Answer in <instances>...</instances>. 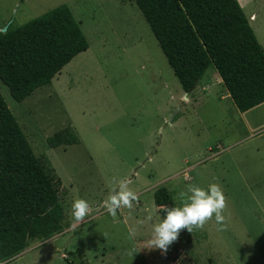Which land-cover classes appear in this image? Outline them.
Here are the masks:
<instances>
[{"label":"rangeland","instance_id":"1","mask_svg":"<svg viewBox=\"0 0 264 264\" xmlns=\"http://www.w3.org/2000/svg\"><path fill=\"white\" fill-rule=\"evenodd\" d=\"M238 1L248 19L256 14L249 23L264 49V0ZM61 4L88 48L21 102L0 81V155L35 188L16 209L24 213L56 201L40 168L49 162L71 226L5 264H264V102L241 112L221 82L210 85L211 67L184 92L130 0H0V30ZM124 178L139 200L113 217L104 202ZM213 182L227 198L226 230L213 217L166 253L147 248L145 218L162 216L154 191L165 186L179 205L189 184ZM74 198L89 204L80 222Z\"/></svg>","mask_w":264,"mask_h":264},{"label":"trees","instance_id":"2","mask_svg":"<svg viewBox=\"0 0 264 264\" xmlns=\"http://www.w3.org/2000/svg\"><path fill=\"white\" fill-rule=\"evenodd\" d=\"M130 1L143 15L184 92H191L211 67L241 112L264 102V49L238 0ZM87 48L70 8L58 5L0 30V81L21 102ZM40 168L56 201L44 211L24 213L16 209L30 202L25 193L35 188L25 187L14 166L0 155V264L71 226L61 205L59 177L47 160H41ZM154 201L159 212L162 205H176L165 186L154 191ZM181 233L187 235L186 229Z\"/></svg>","mask_w":264,"mask_h":264},{"label":"clouds","instance_id":"3","mask_svg":"<svg viewBox=\"0 0 264 264\" xmlns=\"http://www.w3.org/2000/svg\"><path fill=\"white\" fill-rule=\"evenodd\" d=\"M179 205H162L160 212L164 215L158 220L152 216L145 219L152 224L148 234L147 248L159 249L166 253L169 246L178 239L181 230L192 233L194 229H203L215 218L221 231L227 228V217L224 215L228 207L227 198L218 183H210L207 188L195 183L189 184L186 191L179 193ZM138 194L132 190L129 180L124 178L116 182L115 188L104 202L108 213L115 217L117 210L132 209L138 202ZM89 204L84 198H74L71 203V215L76 222L83 221L88 216ZM143 223V221L141 222ZM130 236H135V229H130Z\"/></svg>","mask_w":264,"mask_h":264},{"label":"crops","instance_id":"4","mask_svg":"<svg viewBox=\"0 0 264 264\" xmlns=\"http://www.w3.org/2000/svg\"><path fill=\"white\" fill-rule=\"evenodd\" d=\"M256 17V14L255 13H251L250 16H249V19L248 20H252L253 18ZM263 41H264V36H263ZM222 83L221 81V78L218 76V74H216V76L213 77V79L210 80V85L214 84V83ZM227 92V91H226ZM226 95H229L228 93Z\"/></svg>","mask_w":264,"mask_h":264},{"label":"water","instance_id":"5","mask_svg":"<svg viewBox=\"0 0 264 264\" xmlns=\"http://www.w3.org/2000/svg\"><path fill=\"white\" fill-rule=\"evenodd\" d=\"M7 29V26H5L4 28H2V30L1 31H5Z\"/></svg>","mask_w":264,"mask_h":264}]
</instances>
